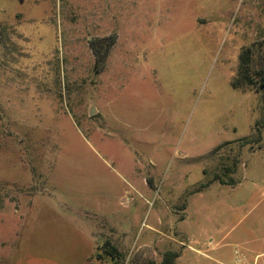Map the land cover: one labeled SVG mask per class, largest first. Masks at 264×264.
Instances as JSON below:
<instances>
[{
  "label": "rangeland",
  "instance_id": "374dc122",
  "mask_svg": "<svg viewBox=\"0 0 264 264\" xmlns=\"http://www.w3.org/2000/svg\"><path fill=\"white\" fill-rule=\"evenodd\" d=\"M252 44L264 0H0V264L263 253Z\"/></svg>",
  "mask_w": 264,
  "mask_h": 264
},
{
  "label": "trees",
  "instance_id": "16d2710c",
  "mask_svg": "<svg viewBox=\"0 0 264 264\" xmlns=\"http://www.w3.org/2000/svg\"><path fill=\"white\" fill-rule=\"evenodd\" d=\"M91 45L97 57L95 69L97 73H99L105 65L106 54H99L94 42H92ZM257 50L264 51V46L260 44L258 46L257 44H252L242 51L238 70L239 78L233 82V86L239 89H248L252 87L258 92H262L264 94V68H260V70H258L254 67V56ZM178 257V253L167 251L164 254L163 262L161 264H175ZM150 264L156 263L151 262Z\"/></svg>",
  "mask_w": 264,
  "mask_h": 264
},
{
  "label": "built area",
  "instance_id": "2783aa9c",
  "mask_svg": "<svg viewBox=\"0 0 264 264\" xmlns=\"http://www.w3.org/2000/svg\"><path fill=\"white\" fill-rule=\"evenodd\" d=\"M236 264H264V252L253 258H248L240 251H235Z\"/></svg>",
  "mask_w": 264,
  "mask_h": 264
},
{
  "label": "crops",
  "instance_id": "0c3cea01",
  "mask_svg": "<svg viewBox=\"0 0 264 264\" xmlns=\"http://www.w3.org/2000/svg\"><path fill=\"white\" fill-rule=\"evenodd\" d=\"M216 184L218 185L217 187L223 186L221 183L220 184L216 183Z\"/></svg>",
  "mask_w": 264,
  "mask_h": 264
},
{
  "label": "water",
  "instance_id": "95a60500",
  "mask_svg": "<svg viewBox=\"0 0 264 264\" xmlns=\"http://www.w3.org/2000/svg\"><path fill=\"white\" fill-rule=\"evenodd\" d=\"M95 110H93L92 114H94Z\"/></svg>",
  "mask_w": 264,
  "mask_h": 264
}]
</instances>
